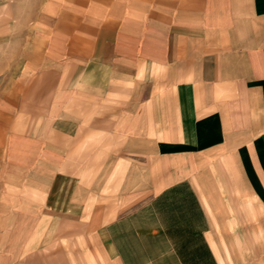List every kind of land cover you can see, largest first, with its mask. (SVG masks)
Here are the masks:
<instances>
[{
	"label": "crops",
	"instance_id": "0c3cea01",
	"mask_svg": "<svg viewBox=\"0 0 264 264\" xmlns=\"http://www.w3.org/2000/svg\"><path fill=\"white\" fill-rule=\"evenodd\" d=\"M8 27L0 190L32 209L3 264L46 220L77 235L59 264H264V0H40Z\"/></svg>",
	"mask_w": 264,
	"mask_h": 264
},
{
	"label": "rangeland",
	"instance_id": "374dc122",
	"mask_svg": "<svg viewBox=\"0 0 264 264\" xmlns=\"http://www.w3.org/2000/svg\"><path fill=\"white\" fill-rule=\"evenodd\" d=\"M39 4L40 0H0L1 30L8 31V26L14 20L19 19L24 21L27 19ZM14 30L15 34H21L20 32L23 29L18 26ZM9 53L10 50H7L6 54L8 55ZM63 190L66 191H64L65 195L62 193ZM57 192L59 193L55 194V196L58 197L57 201L59 202V206L57 208L59 210H71L73 212L74 209H77V204L73 203L74 197L77 201V187H68L66 185L64 187L59 186L57 187ZM101 200H106L105 195L102 196ZM101 204L103 205V203ZM104 204H107V202ZM55 205L56 203L54 206ZM20 209H32V205L24 199H18V197L9 195L8 193H2L0 190V264H3L2 262L5 260L3 258L9 253L3 250L2 239L4 240L13 229L14 223L17 220L16 212ZM41 209L43 211L59 212V210L53 208ZM1 233H3V235H1ZM41 233L39 241L30 244V249L32 248V250L24 252L23 260H21L19 264H59L61 260L64 263L69 262L73 257V253H75L73 249L75 246L77 247V245H75V242H77V235H74L75 230L68 225L64 227L60 225L56 226L54 220H46V223L43 224ZM13 246H15V244H13ZM243 253L245 257L243 256L240 264H249L251 257H255V253L249 250H244L242 254ZM226 262L230 264V260H226Z\"/></svg>",
	"mask_w": 264,
	"mask_h": 264
}]
</instances>
